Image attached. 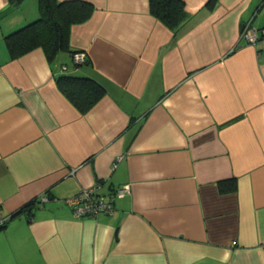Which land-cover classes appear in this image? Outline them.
<instances>
[{
  "label": "crops",
  "instance_id": "crops-1",
  "mask_svg": "<svg viewBox=\"0 0 264 264\" xmlns=\"http://www.w3.org/2000/svg\"><path fill=\"white\" fill-rule=\"evenodd\" d=\"M71 51L9 55L4 36L38 0H0V264H264V0H183L176 31L148 0H78ZM66 72L106 93L81 113ZM236 180L221 192L219 182ZM129 185L111 213L75 217L63 200Z\"/></svg>",
  "mask_w": 264,
  "mask_h": 264
},
{
  "label": "trees",
  "instance_id": "trees-1",
  "mask_svg": "<svg viewBox=\"0 0 264 264\" xmlns=\"http://www.w3.org/2000/svg\"><path fill=\"white\" fill-rule=\"evenodd\" d=\"M8 1L16 5L22 0ZM215 2L216 0H207L206 5L211 7ZM148 3L150 13L174 31L181 27L188 17L183 0H148ZM92 10V5L85 1L38 0V17L4 36L10 57L15 58L40 47L48 61H52L59 52H70L74 67L86 63V58L80 62L72 59L76 51L70 50L69 33L71 25L86 20ZM262 28L264 26L258 28L259 38L262 36L260 32ZM66 70H62V74L56 76L55 83L70 102L81 113H85L106 93V88L90 76L72 74ZM218 186L221 192H227L235 190L237 184L235 179H231L230 184L219 182ZM35 203L43 202L37 197L27 203L1 221L0 228L22 210L30 214L31 205Z\"/></svg>",
  "mask_w": 264,
  "mask_h": 264
},
{
  "label": "built area",
  "instance_id": "built-area-1",
  "mask_svg": "<svg viewBox=\"0 0 264 264\" xmlns=\"http://www.w3.org/2000/svg\"><path fill=\"white\" fill-rule=\"evenodd\" d=\"M260 32L261 37H264V28ZM259 34L258 28L249 24L245 25L240 33L242 38L252 44L258 42L260 39ZM85 58V53L80 51H76L72 55V59L77 62L83 61ZM65 69L66 66H62V70ZM99 187V183H95L90 187L83 188L78 193L65 198L63 203L75 217H95L99 213H111L114 209L115 199L124 196L130 189L129 185L125 184L105 193L100 191ZM38 199L43 203L48 201V197L45 194L39 195ZM6 218L0 211V222Z\"/></svg>",
  "mask_w": 264,
  "mask_h": 264
},
{
  "label": "rangeland",
  "instance_id": "rangeland-1",
  "mask_svg": "<svg viewBox=\"0 0 264 264\" xmlns=\"http://www.w3.org/2000/svg\"><path fill=\"white\" fill-rule=\"evenodd\" d=\"M263 9H264V6H263Z\"/></svg>",
  "mask_w": 264,
  "mask_h": 264
}]
</instances>
